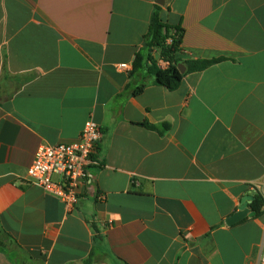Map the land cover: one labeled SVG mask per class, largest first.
Wrapping results in <instances>:
<instances>
[{
  "label": "crops",
  "instance_id": "crops-1",
  "mask_svg": "<svg viewBox=\"0 0 264 264\" xmlns=\"http://www.w3.org/2000/svg\"><path fill=\"white\" fill-rule=\"evenodd\" d=\"M155 6L0 0V264H263L264 215L224 222L264 200V0L158 6L185 58H223L173 91L132 70ZM89 120L105 200L67 210L27 170Z\"/></svg>",
  "mask_w": 264,
  "mask_h": 264
},
{
  "label": "built area",
  "instance_id": "built-area-1",
  "mask_svg": "<svg viewBox=\"0 0 264 264\" xmlns=\"http://www.w3.org/2000/svg\"><path fill=\"white\" fill-rule=\"evenodd\" d=\"M157 65L165 68L168 63L159 59ZM117 68L128 70V65L120 64ZM102 137L99 126L89 120L75 142L38 146L27 170L29 182L59 199L67 210L91 193L96 200L104 201L105 196L94 184L95 172L102 166L97 154ZM261 262L264 264V258Z\"/></svg>",
  "mask_w": 264,
  "mask_h": 264
},
{
  "label": "trees",
  "instance_id": "trees-1",
  "mask_svg": "<svg viewBox=\"0 0 264 264\" xmlns=\"http://www.w3.org/2000/svg\"><path fill=\"white\" fill-rule=\"evenodd\" d=\"M183 29L179 26H170L160 17V7L155 6L152 14L147 34L145 36L146 59L145 66L142 64V56L137 55L133 62V71L145 68L146 72L153 77L154 83L170 91L176 90L186 74L201 72L208 67L223 60L216 59H197L190 60L185 58L182 48ZM154 53L158 58L167 62L165 68L157 65ZM182 65L185 72L181 73L178 66ZM142 87L136 93H140ZM150 130L158 132L169 129L168 124H164L161 129L147 123L142 124ZM250 209L255 213V217L264 215V200L260 194H254L250 202Z\"/></svg>",
  "mask_w": 264,
  "mask_h": 264
},
{
  "label": "water",
  "instance_id": "water-1",
  "mask_svg": "<svg viewBox=\"0 0 264 264\" xmlns=\"http://www.w3.org/2000/svg\"><path fill=\"white\" fill-rule=\"evenodd\" d=\"M164 1L165 0H156V4L158 6H162L164 4ZM178 68H179L181 73L185 72L184 66L179 65ZM251 199H252V197L247 196L241 200V205H240L239 209L237 210V212H235L233 215H231L230 217H228L225 220L224 223L226 226H231V225L239 222L240 220H242L245 217H252L255 215V213L252 212L250 210V208L248 207V201Z\"/></svg>",
  "mask_w": 264,
  "mask_h": 264
}]
</instances>
